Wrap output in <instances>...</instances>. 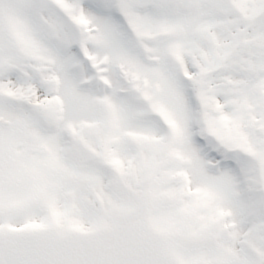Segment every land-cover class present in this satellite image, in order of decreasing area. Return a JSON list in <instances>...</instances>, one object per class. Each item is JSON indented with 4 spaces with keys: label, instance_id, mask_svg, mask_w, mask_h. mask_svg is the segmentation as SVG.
<instances>
[{
    "label": "snow or ice",
    "instance_id": "1",
    "mask_svg": "<svg viewBox=\"0 0 264 264\" xmlns=\"http://www.w3.org/2000/svg\"><path fill=\"white\" fill-rule=\"evenodd\" d=\"M0 264H264V0H0Z\"/></svg>",
    "mask_w": 264,
    "mask_h": 264
}]
</instances>
